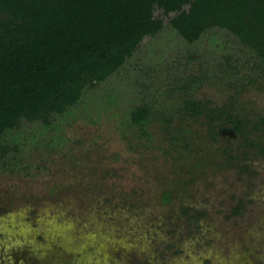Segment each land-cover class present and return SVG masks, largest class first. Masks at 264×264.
Returning <instances> with one entry per match:
<instances>
[{
    "label": "rangeland",
    "instance_id": "obj_1",
    "mask_svg": "<svg viewBox=\"0 0 264 264\" xmlns=\"http://www.w3.org/2000/svg\"><path fill=\"white\" fill-rule=\"evenodd\" d=\"M169 19L49 124L6 133L17 148L0 163V264H264L263 156L181 109L235 96L241 113H264V70L226 74L249 48L218 27L190 44ZM144 104L150 120L135 124Z\"/></svg>",
    "mask_w": 264,
    "mask_h": 264
},
{
    "label": "trees",
    "instance_id": "obj_2",
    "mask_svg": "<svg viewBox=\"0 0 264 264\" xmlns=\"http://www.w3.org/2000/svg\"><path fill=\"white\" fill-rule=\"evenodd\" d=\"M165 17L190 44L210 28L233 33L252 61L241 66L227 59L226 74L242 73L245 65L264 70V0H0V163L17 148L5 140L8 131L24 121L49 124L54 113L76 105L87 87L124 66L145 37L163 30ZM237 85L240 93L244 84ZM209 104L189 97L181 109L192 117L204 115L213 138L235 132L264 158V113H241L235 96L221 106ZM131 114L135 124H145L151 107L137 106ZM249 153L244 150V158ZM241 168L250 170L247 164Z\"/></svg>",
    "mask_w": 264,
    "mask_h": 264
}]
</instances>
